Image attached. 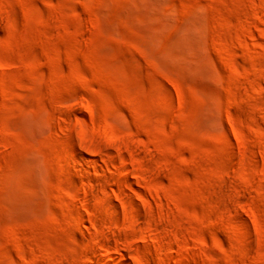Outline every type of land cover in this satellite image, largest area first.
I'll return each instance as SVG.
<instances>
[{"label": "rangeland", "instance_id": "rangeland-1", "mask_svg": "<svg viewBox=\"0 0 264 264\" xmlns=\"http://www.w3.org/2000/svg\"><path fill=\"white\" fill-rule=\"evenodd\" d=\"M0 264H264V0H0Z\"/></svg>", "mask_w": 264, "mask_h": 264}, {"label": "bare ground", "instance_id": "bare-ground-1", "mask_svg": "<svg viewBox=\"0 0 264 264\" xmlns=\"http://www.w3.org/2000/svg\"><path fill=\"white\" fill-rule=\"evenodd\" d=\"M108 137H109V136H108ZM102 186H103V185H102ZM104 192H105V191H104ZM108 198H109V197H108ZM111 205H112L113 208L116 209V207H115L116 204L114 205V204L112 203ZM112 258H113V257H112ZM114 258H115V257H114ZM114 258H113V259H114Z\"/></svg>", "mask_w": 264, "mask_h": 264}]
</instances>
